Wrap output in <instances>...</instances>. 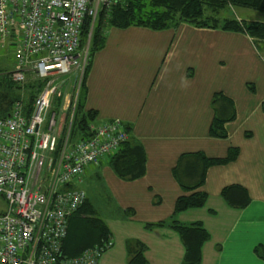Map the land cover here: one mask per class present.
I'll return each instance as SVG.
<instances>
[{"label":"crops","instance_id":"crops-1","mask_svg":"<svg viewBox=\"0 0 264 264\" xmlns=\"http://www.w3.org/2000/svg\"><path fill=\"white\" fill-rule=\"evenodd\" d=\"M233 16L264 23L253 13ZM84 89L83 111L94 109L95 123L117 119L128 126L145 158L144 173L135 179L118 177L106 161L83 176L87 203L113 241L98 264H130L140 251L146 264H184L181 237L169 224L155 225L171 216L184 193L172 168L182 153L219 158L229 148L238 149L236 159L210 166L199 188L205 204L175 219L199 222L208 232L199 264H264V40L187 22L160 30L109 26ZM215 93L234 108L224 138L209 134ZM230 185L247 192L244 207L222 198Z\"/></svg>","mask_w":264,"mask_h":264},{"label":"built area","instance_id":"built-area-1","mask_svg":"<svg viewBox=\"0 0 264 264\" xmlns=\"http://www.w3.org/2000/svg\"><path fill=\"white\" fill-rule=\"evenodd\" d=\"M112 1L0 0V42L13 47L8 76L17 84L42 85L30 108L16 100L0 117V264H98L113 245L109 236L78 256L61 253L68 220L86 199L83 176L118 151L128 137L125 125L117 119L90 123L88 135L66 141L54 159L55 114L48 118L65 80L79 73L80 81L83 74L85 18L93 20Z\"/></svg>","mask_w":264,"mask_h":264},{"label":"trees","instance_id":"trees-1","mask_svg":"<svg viewBox=\"0 0 264 264\" xmlns=\"http://www.w3.org/2000/svg\"><path fill=\"white\" fill-rule=\"evenodd\" d=\"M250 8L264 12V0H113L109 6L101 7L93 21L86 17L80 35V49L87 50V62L79 83L74 116L68 141L75 142L88 135V126L96 117L94 110L83 111L85 94L84 78L89 68L92 55L104 44V34L109 26L125 28L128 26H144L155 30L173 26L179 22L191 23L195 26L220 27L223 30L242 31L259 40H264V23L245 22L232 17H218L226 7ZM9 73V71H8ZM8 77V74H5ZM27 87L39 88L38 80H30ZM17 83L10 81L0 86V117H5L9 107L19 100ZM3 90L4 93H1ZM8 93H10L8 95ZM37 93V92H36ZM35 93V94H36ZM15 94V96L13 95ZM35 94H30L26 105L30 108ZM214 116L209 127V134L214 137L226 136L225 123L234 117L232 101L221 93L212 98ZM128 137L116 153L106 162L118 177L135 179L143 175L145 158L139 145L130 140L129 128L125 126ZM63 135H60L57 151L61 150ZM237 148H229L224 157H207L203 152L182 153L172 168V175L184 192L175 200L171 216L155 225L169 224L181 237L184 247V264H199L202 244L209 238L208 232L201 223H180L175 215L189 208L201 207L207 196L199 188L204 183L206 172L210 166L225 164L236 159ZM222 198L229 206L242 208L248 203L245 189L239 185L226 186L221 191ZM152 225V224H150ZM111 236L105 223L98 218L87 203H84L70 216L67 231L61 243V253L68 257L78 256L86 248L101 245ZM264 258V256L262 255ZM130 264H146L143 254L135 253Z\"/></svg>","mask_w":264,"mask_h":264},{"label":"rangeland","instance_id":"rangeland-1","mask_svg":"<svg viewBox=\"0 0 264 264\" xmlns=\"http://www.w3.org/2000/svg\"><path fill=\"white\" fill-rule=\"evenodd\" d=\"M231 11L233 13H231ZM235 11V12H234ZM243 11V12H241ZM236 14L237 16H240L242 18H246L247 15L250 13H253L254 15H257L261 18H264V14H261L258 11L250 10V9H244V8H236L228 6L225 9L221 10L219 12L218 17H232L233 14ZM97 17V15H96ZM96 17L93 19V21L96 19ZM13 64V47L2 45L0 42V86L3 87V84H6V82L10 81L9 76L6 78L5 74H8V71L11 69ZM77 74V73H76ZM79 73L72 77L71 81L65 80L64 85L62 86V94L60 96H55L50 105L49 109V117L50 118L53 114H55L56 117V134L58 136V140L60 135H63L62 138V144L61 148L65 145L66 141L71 143V141H68V136L70 134L71 124L74 116V109L78 94V84H79ZM70 76L64 77V79H68ZM14 83V82H12ZM1 93H4L3 90H1ZM17 94L16 96H19V100H23L24 103L27 102L29 99L30 94H35L37 92V88H29L27 85L18 84L17 87ZM10 93H8L9 95ZM11 95V94H10ZM9 95V96H10ZM15 96V94H13ZM53 158L58 156V151H56V154L54 153Z\"/></svg>","mask_w":264,"mask_h":264},{"label":"bare ground","instance_id":"bare-ground-1","mask_svg":"<svg viewBox=\"0 0 264 264\" xmlns=\"http://www.w3.org/2000/svg\"><path fill=\"white\" fill-rule=\"evenodd\" d=\"M94 110V109H93Z\"/></svg>","mask_w":264,"mask_h":264}]
</instances>
